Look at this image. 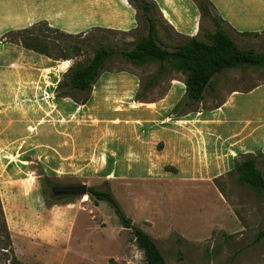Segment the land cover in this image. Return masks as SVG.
I'll use <instances>...</instances> for the list:
<instances>
[{"label": "rangeland", "instance_id": "rangeland-1", "mask_svg": "<svg viewBox=\"0 0 264 264\" xmlns=\"http://www.w3.org/2000/svg\"><path fill=\"white\" fill-rule=\"evenodd\" d=\"M190 1L196 20L184 29L170 25L154 4L162 47L171 49L192 37L208 42L217 15L210 2L202 13ZM15 8V2L8 5L11 15ZM220 24L237 46L264 50V31L236 35ZM78 33L83 52L68 58L70 64L87 61L96 45L113 50L93 97L82 106L54 96L66 59H49L0 35V206L15 258L21 264H145L129 229L120 226L106 201L52 188L84 183L110 191L131 223L154 240L165 264H264V196L238 185L226 174V163L214 177L211 165L203 169L202 175L210 176L205 183H182L173 179L174 165L157 162L164 145L170 152L178 140L173 121L182 116L213 119L197 124L225 151L222 140L231 121L225 111H209L230 93L262 83L264 67L223 69L213 75L202 99L187 106L184 74L166 71L142 89L157 63L136 65L120 55L145 33L139 12L133 27L96 25ZM130 96L147 104H132L126 100ZM186 150L181 143L169 157L184 160ZM256 165L264 175L262 157ZM116 174L139 177L114 179ZM4 257L0 254V264L9 263Z\"/></svg>", "mask_w": 264, "mask_h": 264}, {"label": "trees", "instance_id": "trees-1", "mask_svg": "<svg viewBox=\"0 0 264 264\" xmlns=\"http://www.w3.org/2000/svg\"><path fill=\"white\" fill-rule=\"evenodd\" d=\"M140 13L144 20L145 33L134 44L120 55L133 64L140 65L156 62L155 71L148 75L141 88L155 82L166 71H176L185 75L183 104L192 106L198 103L206 87H212V77L223 69L243 66L264 67V50L241 48L225 32L218 16H212L215 29L207 35L208 42L195 38H188L183 43L171 49L162 47L156 36L154 3L151 0H127ZM202 13L206 10L208 0H195ZM53 33V34H51ZM255 35V32H242ZM59 35L55 38L53 35ZM7 41L19 44L22 48L36 52L51 59H68L83 52V41L77 39V34H68L48 26L44 21H38L29 26L8 30L2 35ZM113 50L109 47L96 45L87 61L75 60L61 74L60 80L54 87V96L69 97L78 104L88 98L92 84L99 74L105 70L104 64L111 57ZM264 156L260 152L255 154H238L232 168L226 172L233 176L234 181L252 190L257 196H264V175L256 165V158ZM214 184L219 192L218 184ZM54 186V185H53ZM52 186L53 190L54 187ZM86 194L93 199L106 201L119 220L120 226L129 229L136 247L142 251L145 264H165L154 240L142 229L133 225L126 217L110 191L94 187H86ZM0 254H4L8 264H21L14 256L7 227L0 206Z\"/></svg>", "mask_w": 264, "mask_h": 264}, {"label": "crops", "instance_id": "crops-1", "mask_svg": "<svg viewBox=\"0 0 264 264\" xmlns=\"http://www.w3.org/2000/svg\"><path fill=\"white\" fill-rule=\"evenodd\" d=\"M152 1L162 17L176 29L187 28L194 24L196 20L197 11L190 0ZM208 1L215 14L234 34L264 31V0ZM13 2L17 6L15 8L17 11L11 15L8 5ZM34 10L37 14L35 17H33ZM134 18L135 10L127 0H0V35L10 29L26 27L38 20H44L49 26L57 27V29L67 33H78L85 28L96 25L115 28L133 27ZM97 79L92 84L85 102L93 97L97 88ZM132 97L130 96V99L127 98L126 100L136 105L147 104L139 99L135 101ZM71 101L76 106L85 104V102L78 104L73 100ZM220 111H225L228 121H231L227 124L226 134L222 140L224 142V144L222 143L223 148L225 151L230 150L232 154L236 155L228 156V154L223 153L225 151L219 149L218 144L213 145L214 141L210 136L212 132H206L201 125L197 124H203L213 119L199 120V118L195 119L194 117H189L190 119L185 116L179 117L180 119L173 121L174 128H176L174 130L175 138L178 140L174 143L170 152L171 154L174 153L179 144L183 143L187 148L184 160L179 155L169 157L170 152L167 151L165 145L160 155L157 156V162L162 163V165L170 163L177 168L173 179H177L182 183L189 181L205 183L204 178L210 179V176L219 174V170L224 167V163L228 166L226 171L230 170L233 160L238 154L256 151L264 155V81L241 94L230 93L218 107L209 112L218 115ZM189 124L193 125L194 129H188ZM184 127L187 129H184ZM166 134L168 136L167 132ZM215 134L217 135V133ZM100 160L103 161L102 157ZM210 165L215 172L210 176H203L202 170L208 169ZM183 170L187 171L186 174ZM112 177L123 180L139 176L116 174ZM207 190L212 191L211 189ZM198 191L202 192L203 190L201 188Z\"/></svg>", "mask_w": 264, "mask_h": 264}, {"label": "water", "instance_id": "water-1", "mask_svg": "<svg viewBox=\"0 0 264 264\" xmlns=\"http://www.w3.org/2000/svg\"><path fill=\"white\" fill-rule=\"evenodd\" d=\"M54 191L58 194H86L84 183L77 185L54 186Z\"/></svg>", "mask_w": 264, "mask_h": 264}, {"label": "built area", "instance_id": "built-area-1", "mask_svg": "<svg viewBox=\"0 0 264 264\" xmlns=\"http://www.w3.org/2000/svg\"><path fill=\"white\" fill-rule=\"evenodd\" d=\"M61 63L63 64L64 68H67L70 65V61L68 59L62 60Z\"/></svg>", "mask_w": 264, "mask_h": 264}]
</instances>
